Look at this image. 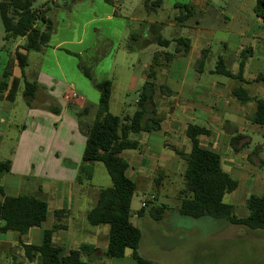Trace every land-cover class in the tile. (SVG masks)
Returning a JSON list of instances; mask_svg holds the SVG:
<instances>
[{
	"label": "crops",
	"instance_id": "1",
	"mask_svg": "<svg viewBox=\"0 0 264 264\" xmlns=\"http://www.w3.org/2000/svg\"><path fill=\"white\" fill-rule=\"evenodd\" d=\"M140 2L144 5L143 0H117V2L112 0H56L55 2L42 0L35 6H41L43 16L52 20L54 28L46 46L39 51L27 52V63L23 72L14 61L11 74L6 77L8 82L12 78L18 79L17 91L20 87L23 88L24 80L38 83L39 88L31 106H28L24 101L25 108L18 123L13 118V105L17 91L13 100L6 98V92L0 95V160L10 161V170L0 175V186L6 195L16 196L24 194L19 192L24 185V189L28 191L25 192L26 194L46 201L47 214L41 225L28 229L25 233L27 237L24 240L14 235L11 240L1 242L0 246L5 247L6 250L10 247L16 248L19 243L23 252V244H39L42 230L51 228L55 221L54 211L63 210L64 214L60 222L64 224V227L57 231L72 232L74 246L66 251L60 238L54 239V235L53 242L65 254L71 249H80L81 256H85V260L91 264H101L106 258L103 252L108 244V229H101V225L90 226L86 221V213L95 204V198L97 199L101 188L96 192L90 185L83 184L76 179V166L79 160L74 156L73 146L74 138L80 140V144L82 139V144L85 145V136L81 130H84L93 120L88 118V106L89 103H92L96 112L99 92L92 81L89 85L83 81L86 77L81 74L78 63L74 62L75 54L84 55L85 51L92 50L90 59L93 64L90 67L93 81L99 82L105 79L111 81V100L114 80L109 79V76L118 57L121 56L122 70H130L134 60L128 54H134L137 50H146L149 45L164 47V49L155 50L152 54V57L157 54L160 61V66L156 67L158 75L155 80L154 102L157 105L158 101L165 99L171 103L175 102L176 106H171L166 120L160 115L162 121L159 130L133 132L139 135L138 140L141 146L142 144L146 146V150L138 151L139 157L144 153L147 155V157L137 160L138 167L141 172L143 171L141 179L147 178L150 172L154 173V169L173 171L177 162L182 160V158L176 157L178 155L171 147L187 152L185 149L188 145L190 146V141L186 134L181 136V131L185 133L189 124L186 122L187 119H203L208 124L210 133L200 135L199 143L219 154L217 139L220 136H223L224 140L229 139L230 150H238L236 144L235 147L231 145L229 136L211 129L218 120L222 119L226 120L228 126L235 127L241 138L242 136L248 137L247 139L250 137L252 146L255 145L257 149L264 150V126L251 122L247 114L253 111L254 101L249 100L241 103L231 93L232 87L238 84L246 90L248 95L264 98V87L260 86L258 82L252 81L257 75L264 77V25L254 14L256 0H250V3L244 0L232 7L229 5L220 6L219 2L212 3L214 5L210 6L208 0H193L192 5L201 13L196 15H200L199 17L205 20L206 25L216 24L214 27L200 26L198 20L193 22L192 19L183 24L175 23L174 19L164 22L146 19L136 12ZM152 3L159 7L161 0H152ZM212 8L218 9L221 19L227 21L224 27L222 21L218 23L214 16L216 13ZM128 21L139 24L142 30L148 25L149 37L142 39L138 33L129 31ZM100 24L105 27L104 37L109 41L106 47L108 51L104 52L102 56H99V53L96 54V51L100 50L97 47L98 36L94 37L95 34H90L87 37L86 34L88 28L91 32L99 34L100 30L97 26ZM164 24L170 26L173 32L170 38H165L170 40L166 46L158 43L159 38H164L160 33L161 25ZM214 36H217L220 41H226L228 48H226V56L223 57L226 66L232 73L237 71L239 52L246 47L251 49V55L246 59L242 73L245 81L228 77L230 80L227 83H208L201 78L200 73L204 68L203 65L201 72L198 71L201 51L207 48L210 39ZM132 37L134 46L129 50L127 41ZM176 38L186 41L189 44V49L184 55L176 54L167 64H164V53L165 51L170 52L165 48L172 47L174 49L175 42L173 40ZM24 40V37H18L7 40L13 42L10 47L0 46V59L3 64L0 75L3 73L9 57L14 56L16 47L23 44ZM109 56L111 59L107 69L95 74L94 69L98 68L99 64ZM152 57L149 62L142 65L140 76L129 75L126 87L134 89L143 85L147 79ZM246 70L249 71L247 75ZM159 72L162 73L161 79H159ZM78 83L84 85L87 92L81 90ZM71 90L76 92V99L67 98L66 95ZM88 97H92L94 103ZM48 106L59 109V111L53 112L48 109ZM68 106L73 107L74 110L69 109ZM176 111L182 114L185 121L175 117ZM167 120L169 121L167 122ZM180 122H182V127ZM228 126L226 125V129H229ZM255 129L258 130V136L252 137L251 132ZM10 130H13V133H10ZM203 136L215 138V141L209 142L212 144V148L202 144ZM168 139L171 140V144L168 143ZM255 139H257L256 142ZM180 142L185 145L184 149L180 148ZM240 145H243V142ZM152 153L157 156L154 157ZM236 154L232 157L233 162L241 163L242 159L240 160V156ZM220 156L222 166L223 158L221 154ZM184 169L185 163L182 173H184ZM131 174L134 175L133 172ZM233 177L235 176L233 175ZM157 178L160 183L161 175L158 174L154 181ZM93 200L95 202H92ZM142 202L145 203L144 200ZM140 208L132 211L130 203L132 212L130 220L134 214L137 217L143 215L138 213ZM50 214L51 217H49ZM48 217L49 221L47 222ZM79 217L83 219V222L77 220ZM143 225L154 237L157 247L166 242V236L156 232L152 227ZM137 227L139 228V226ZM6 233L0 234V237L5 236ZM142 237L143 232H141L138 253L157 264L150 256L141 252ZM37 240L39 241L36 242ZM163 244L161 246L166 248L167 246H163ZM4 258L8 262V256L6 255ZM110 258L127 261L128 264H137L129 255V250H126L124 256ZM24 260L40 264L36 260L29 261L26 258ZM18 262V264L25 263V261Z\"/></svg>",
	"mask_w": 264,
	"mask_h": 264
},
{
	"label": "trees",
	"instance_id": "2",
	"mask_svg": "<svg viewBox=\"0 0 264 264\" xmlns=\"http://www.w3.org/2000/svg\"><path fill=\"white\" fill-rule=\"evenodd\" d=\"M34 1L0 0V20L4 29V39L18 37L25 39L23 44L16 47L14 56L9 57L0 75V95L6 92L5 96L9 100L14 99L18 87L17 78H12L10 82L6 80V77L11 74L14 61L23 72L27 63V52L39 51L46 46L54 28L52 20L43 16L41 6L33 5ZM143 2L148 5L152 3V0H143ZM174 7L179 9V14L174 18L179 24L193 19L196 15V9L192 4L176 3ZM254 14L264 25V0H256ZM173 41L175 47L172 52L165 51L164 64H167L176 54L184 55L189 49L186 41L177 38ZM169 42V39H158L159 45L162 46H166ZM127 49H133V45L127 43ZM207 51V48L201 51L198 61L199 72L203 68ZM250 55L251 49L248 47L239 52L236 73L230 71L224 57L219 55L211 72L245 81L242 73L246 59ZM157 58V54H154L147 72V79L141 86L135 102L136 109L131 115L110 113L111 81L107 79L93 81L91 67L78 63L82 74L92 81L98 90L99 98L95 116L84 129L85 145L76 179L79 182H82L84 178L91 179V171L87 164L98 161L103 163L112 182L111 186L99 190L95 204L86 213V221L90 226L108 225V244L103 252L106 258L124 256L126 250H129V255L137 264L154 263L138 253L141 231L130 220L132 216L130 203L136 184L127 175L129 164L120 153L128 149H141L140 141L131 138L130 133L160 129L162 119L154 102L155 80L158 75L156 67L160 66L159 58ZM252 81L261 83L264 87L262 75H257ZM38 88L39 85L36 82L23 81L22 95L28 106L32 105ZM231 93L241 103L254 101L255 107L248 118L251 122L264 126V98L248 95L241 85L234 86ZM48 109L53 112L59 111L49 106ZM225 124L228 126L227 123ZM228 128L232 133L230 143L235 147L241 135L236 133L235 127L228 126ZM209 133L208 127L189 123L185 129V134L190 141L189 151L184 152L171 147L185 163L183 187L177 195L178 213L193 218L209 216L224 219L228 223L244 225L252 229L264 228V193L251 194L247 198L248 214L244 217H237L233 212V206L223 201L224 194L235 190L239 182L222 168L221 156L218 152L200 145L199 136ZM9 170L10 161L0 160V175ZM155 184L159 185L158 178L155 179ZM165 207L164 204L153 206L148 214L154 220H161ZM144 208L145 206H142L138 213L143 214ZM46 214L47 203L44 199L26 193L8 196L0 186V234L8 231L25 234L30 227L41 225ZM63 214V210L54 211L55 221L51 228L42 230L39 244H23V253L27 260H36L40 264H91L82 258L80 249H71L65 254L53 242L54 233L64 227V224L60 222Z\"/></svg>",
	"mask_w": 264,
	"mask_h": 264
},
{
	"label": "rangeland",
	"instance_id": "3",
	"mask_svg": "<svg viewBox=\"0 0 264 264\" xmlns=\"http://www.w3.org/2000/svg\"><path fill=\"white\" fill-rule=\"evenodd\" d=\"M42 0H35L34 6H37ZM44 1V0H43ZM193 0H161L159 7L154 6L153 3H148V5H143L139 3L138 9L136 10L137 14L140 13L142 17L146 19H154L158 22H164L168 20H173L178 14L179 9L174 7L176 3L182 4H192ZM210 6L219 2V5H238L244 0H208ZM255 1V0H254ZM250 3V0H247ZM214 3V4H212ZM212 10L216 13L214 16L218 20V23L222 21L223 27L226 25L227 21L221 19L220 11L218 9ZM196 14H201L196 9ZM200 15L194 16L192 21H199L200 26H210L206 25L205 20H202ZM220 19V20H219ZM129 23V24H128ZM129 31L136 32L141 35V38H148L150 31L148 30V25L145 26L144 30L139 24L135 22L128 21ZM175 23H177L175 21ZM99 34L93 33L88 28L86 30L87 37L93 34L94 37L98 36L97 47L100 50L96 51V54L99 53V56L108 50L106 47L109 44V41L105 39L104 26L100 24L97 26ZM160 33L164 38H170L172 28L166 24L161 25ZM102 30V31H101ZM112 31V30H111ZM220 31V30H216ZM151 37V36H150ZM141 39V40H142ZM127 43L134 46V40L128 39ZM13 44L12 41H7L4 39V29L2 22L0 20V46L4 45L5 47H10ZM207 59L205 60L204 68L200 73L201 78L210 83H227L230 78L222 74L212 73L211 70L215 67V62L219 55L226 56L227 53V44L226 41H220L217 36H214L210 39L208 43ZM164 49V47H159L157 45H149L145 50H137L134 54L131 55V59L134 60L133 66L130 70H122L121 56L118 57L116 65L112 68V73H110L109 79L114 80L113 94L112 99L109 102V111L112 114L116 115H131L136 109L135 100L138 96V93L141 87L137 86L134 89L126 87L127 79L130 74L140 76L142 65L145 62L151 60L152 54L155 50ZM166 50L172 52V47L165 48ZM92 55L91 51H85L84 55H74V62L79 63L90 67L93 64L90 56ZM129 57V56H128ZM111 57H106L102 63L99 64L98 68H95L93 71L95 74L105 71L108 67ZM232 64V63H230ZM2 61L0 59V72L2 71ZM96 66V65H95ZM81 72V70H80ZM249 71L246 70V75ZM82 74V72H81ZM83 75V74H82ZM162 73L159 72V79H161ZM75 77V72H74ZM85 83L91 82L87 78H84ZM80 82V81H79ZM262 86L261 83H258ZM238 85V84H237ZM79 88L86 91V87L81 83H78ZM263 87V86H262ZM233 88V87H232ZM22 87H20L15 96V102L13 105V118L18 123L21 113L24 110V99L22 95ZM232 90V89H231ZM91 102L94 103L92 97H88ZM171 98V97H170ZM195 100V99H194ZM176 106L175 102H169L165 99L158 101L157 109L158 114L162 116L165 120L169 116V111L171 106ZM89 112L88 118L93 119L95 114V106L92 103H89ZM69 109L74 110L73 107L68 106ZM251 112V111H250ZM247 113L248 115L250 114ZM175 117L185 121L184 117L179 111H176ZM246 114V116H247ZM186 118V117H185ZM169 120H167L168 122ZM186 122L204 125L209 128L208 124L203 119H187ZM226 120H218L211 129L214 131H219L229 138L232 133L229 129H226ZM182 127V122H180ZM232 124V123H231ZM238 131V130H237ZM13 133V130L9 131ZM83 136H85V130H81ZM237 133V132H236ZM254 136H258V130L255 129L251 132ZM185 133L181 131V136H184ZM131 138L139 139V135L136 133H130ZM82 138V137H81ZM80 138V139H81ZM201 138V137H200ZM242 136L236 143L237 151L230 150L229 139L224 140L223 136L217 139L218 141V151L222 155L223 164L222 167L225 171L229 172L232 176L234 175L237 178L239 185L238 187L228 193H225L223 196V201L229 203L233 206V212L237 217H244L248 214V209L246 206V199L251 195H260L264 192V150L262 148L257 149L252 146V139L249 137ZM215 138L212 136H203L202 144L212 148V144ZM80 141V140H79ZM78 139L74 138V156L77 157L79 163L77 164L76 173L78 174V166L81 162L82 152L84 145L79 143ZM215 141V140H214ZM257 139H255V142ZM243 142V145H240ZM168 143L171 144V140L168 139ZM214 144V143H213ZM181 149H184V146L181 142L179 143ZM190 146L186 147V151H189ZM146 150V146H141L140 150H123L120 154L123 158L128 161L129 167L127 169V175L135 182L136 190L132 196L131 209L132 211L138 210L141 207V201H145V212L142 216L137 217L136 214L132 217V223L139 226L141 232H143V237L141 240L140 250L144 254L150 256L157 264H264V228L252 229L244 225H236L226 222L224 219L213 218L209 216H203L200 218H193L190 216H184L178 213V199L177 195L179 190L183 187V167L184 160L177 162L176 167L173 171L154 169V173L150 172V175L145 179H141L143 176L141 169L137 165V160L142 157H147L144 153L140 157L138 156V151ZM228 150V151H227ZM234 151V152H233ZM169 153L173 154L168 150ZM240 156L242 162H233V156L235 154ZM236 154V155H237ZM152 155L155 157L156 154ZM179 157V156H176ZM75 158V157H74ZM180 158V157H179ZM155 159V158H153ZM181 159V158H180ZM233 162V163H232ZM88 169L91 171V179L82 180L83 184H88L91 188L97 192L99 188H104L111 186L112 182L109 174L106 171L105 166L102 162H93L88 163ZM137 165V166H136ZM131 172L134 173L131 174ZM160 174V183L156 186L154 178ZM153 175V176H152ZM85 176V175H84ZM14 180V179H12ZM19 192L25 193L28 192L22 189ZM96 197V196H95ZM156 197V198H155ZM96 200V198H95ZM93 200L92 202H95ZM164 204L165 210L164 215L161 220L152 219L148 211L153 206ZM51 217V214L50 216ZM49 217L46 221H49ZM80 222H83V219L79 217L77 219ZM85 223V220H84ZM152 227L156 232L166 236V239L163 246L157 247V242L155 241L152 234L143 227L144 225ZM87 225V224H85ZM101 229H108V225L104 224L100 226ZM17 238L20 237L21 240H24L27 235L15 231H8L5 236L0 237V244L4 240H11L13 236ZM59 237L61 244L64 245L65 250L72 248L74 243V234L72 232H59L54 233V239ZM37 240L36 242H38ZM8 256V262L4 256ZM86 259L85 256L82 257ZM22 248L20 244L16 248L5 249V247L0 246V264H18V261H25L24 264H33V262H28L24 260ZM128 264L127 261H121L112 258H105L101 264ZM34 264H37L36 262ZM96 264V263H94ZM100 264V263H99Z\"/></svg>",
	"mask_w": 264,
	"mask_h": 264
},
{
	"label": "built area",
	"instance_id": "4",
	"mask_svg": "<svg viewBox=\"0 0 264 264\" xmlns=\"http://www.w3.org/2000/svg\"><path fill=\"white\" fill-rule=\"evenodd\" d=\"M47 1H49V2H55L56 0H47ZM112 1L113 2H117V0H112ZM66 96H67L68 99H76L77 98L76 92L75 91H72V90L69 91ZM141 205L144 206L145 203L142 202Z\"/></svg>",
	"mask_w": 264,
	"mask_h": 264
}]
</instances>
